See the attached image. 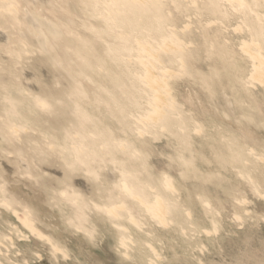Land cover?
<instances>
[{
	"label": "rangeland",
	"instance_id": "1",
	"mask_svg": "<svg viewBox=\"0 0 264 264\" xmlns=\"http://www.w3.org/2000/svg\"><path fill=\"white\" fill-rule=\"evenodd\" d=\"M223 1L160 0L158 33L116 31L135 41L122 62L131 78L149 67L158 82L144 89L143 103L152 105L131 114L132 132H121L111 114L119 95H104L114 87L107 72L121 69L109 56L119 45L95 36L106 30L100 16L83 12L79 0H40L36 8L0 0L1 115L23 90L14 102L22 112L0 115V264H264V70L256 68L264 39L252 30L264 33V0L258 8ZM27 12L72 30L55 42L74 47L55 53L69 56L74 71L87 56L98 68L75 83L35 46ZM136 41L149 52L139 55ZM81 42L87 56L73 53ZM74 87L78 96L62 93ZM33 90L37 99L28 102ZM157 97L159 108L174 110L175 136L159 125ZM44 98L58 108L75 103L97 120L80 133L70 112L46 113ZM96 124L120 148L101 146Z\"/></svg>",
	"mask_w": 264,
	"mask_h": 264
},
{
	"label": "bare ground",
	"instance_id": "2",
	"mask_svg": "<svg viewBox=\"0 0 264 264\" xmlns=\"http://www.w3.org/2000/svg\"><path fill=\"white\" fill-rule=\"evenodd\" d=\"M22 1L30 8H36L37 5L40 3L39 2L40 0H22ZM159 2H160V0H79L80 7L83 9V12L91 11V12L96 13L97 15L100 16V18L102 19V23L106 26V30L104 32L96 31L95 32V36L96 37L103 36V37L109 38L112 41L117 42L118 45H119V46L109 50V56L120 65L119 68H121V69L117 70L118 72H112L111 71V73H110V70H109V72H107V77L110 78V80L112 81L111 83H114V87L112 86L113 90L112 91L109 90V92H108V90L106 91V89H105L104 95L106 96V98L111 97L115 93H116V95H119L117 97L115 95L111 97L112 98V102L111 103H113L112 107L114 106L112 109L115 112L112 111L109 108L111 106H109L108 108L112 111L111 114L115 115V117H113V115H112V119L117 117L116 119L118 121L116 119H115V121L119 122V126L121 127L122 131L120 129H118V130H120L121 132H124L125 130L127 132L128 131L132 132L133 127L131 128V125L133 123L131 124V122H130L131 114L134 113V112H137V110H140V111L141 110L144 111L145 109L147 110L146 107L148 106V104H149V106L152 105L151 103H143L144 98H145L144 97L145 94L147 92H149L148 90L144 91V89L149 88V90L151 92V91H153L151 88H154L156 85H158V82L153 80V78L151 76V73H150L149 67L146 68L147 70L143 73L144 76L143 77L140 76L142 78H139L137 80L136 79L134 80V79L131 78L132 74L129 71V69L126 68V66H125L126 65V63H125L126 59L124 60V58H126L125 56L127 54H129L133 50V46H134L135 41L129 42V40L127 38H125V37L119 38L121 36H119L116 33V31H120L119 29L124 30V33L126 32L128 36H132V35L136 34V32L137 33H141L143 31H149V30H152L153 32L159 31L160 26H161L160 25V19H157L160 16V14H159L160 13V4H159ZM223 2L227 3L228 0H225ZM231 2H232V0H231ZM261 2H262V0H252L253 7L258 8L262 4ZM214 3H215V1H214ZM8 8H6L7 11L5 9L6 17H8L10 22L11 21L14 22L13 20H14L15 12H13L14 10H13L12 7L10 9H8ZM249 11L251 12V10H249ZM57 12H58L57 10L56 11L53 10V14L54 15H56L55 13H57ZM6 17L4 15V18H6ZM44 18H46V17H44ZM44 18L41 16L40 13H32V12H27L26 13L25 24H26V26L28 27V29L30 31V35L34 39L35 46L37 48H39L40 52L49 55L53 59L54 63L57 64V66L59 68L62 67L63 69H65L67 71L69 70L70 74H72L71 76H72L74 82L75 83L76 82L79 83V79L85 78V75H86L87 71L88 72H92L95 68H98V66H99L98 64H100V62L98 60H96L97 58L96 59L93 58L95 61L98 62V64L96 62H94V65L96 64L94 66L93 64L90 63L91 61L88 62L86 60V58L88 57L87 56L88 53H86V51L88 49V44L85 43V42H81L82 44L79 45L81 48L80 47L75 48L76 50L74 49L73 53L75 55H77V54L78 55L79 54H85L87 57H84V60H83L82 64L77 66V68L80 71H78V69L74 71L75 68L73 69L72 68L73 66H71L70 63H69V62H71V58L69 56L66 55L64 59L63 58L61 59V57L58 55V53L57 54L55 53V51H57L58 49L60 51H62V53H65V52L67 53L69 49H72L74 47V46H70L71 47L70 48L69 46H66V44L63 43V41L67 42V41L64 40V38H63V41H62L61 45H60V43H56L55 42L59 38L60 35L61 36L64 35V37H66V35L67 36H71L72 35L71 34L72 30L69 29L64 23H61V22L57 23L56 22L57 20L56 21H51V20L44 19ZM257 19L258 18H256V20ZM257 23H258V20H257ZM141 25H142V27H141ZM260 28L261 27H257L256 28V26H254V25L252 26V30H253V33H254L255 37L262 41L264 39V33L262 31L263 29H260ZM155 30H157V31H155ZM161 31H162V29H161ZM5 38H8V37L6 36ZM2 40H3V38H2ZM69 42H71V41L69 40ZM140 42L141 41H139V43L137 42V45H138L137 47L139 48L138 49L139 55L141 53H144L145 49H146V52H149V51H147V48H145L143 44H140ZM141 43H143V42H141ZM251 44H252V42H251ZM168 46L169 47L167 49L170 48V45H168ZM172 47H173V52L174 51L177 52L176 50H178L177 49L178 46L175 47L176 50H174V45H172L171 48ZM63 49H65L64 52H63ZM163 49H165V48L163 47ZM175 52H174V54H175ZM251 53H253V52H251ZM60 55H62V54H60ZM63 55H65V54H63ZM170 55H169V58L167 57L165 59L166 56L164 57L165 61L166 60L172 61V58H170V57H175L176 54L174 56H170ZM259 56H261V55H259ZM56 57L58 58L59 61L55 59ZM150 58H152V57H150ZM141 59H142V57H141ZM256 60H257V57H256ZM261 60H263V59H261ZM122 62H124L125 65ZM129 63H131V62H129ZM142 63L143 62H141V63L138 62V64L140 66L141 65L144 66V64H142ZM257 64L259 66H256V68L259 69L258 71L262 72L264 69H262V70H260V69L264 66L263 65L264 61H261V62L259 61ZM127 65H128V63H127ZM76 71H78V72H76ZM114 71H116V70H114ZM258 74H260V72H258ZM259 79H262V78H259ZM258 81L260 82V80H258ZM77 85H79V84H77ZM77 87H79V86H77ZM80 87H81V85H80ZM100 89H101V87H100ZM100 89L98 91L103 93V91L100 90ZM154 89H156V88H154ZM79 90H81V89L77 90L74 87L72 90L70 89L68 91V93H67V91L62 92V93L64 95L67 94L68 97L75 96V95L78 96L77 93L79 92ZM95 90H96V88H95ZM100 92H98V93L100 94ZM157 92L158 91H156V94H158ZM18 93H21V97H22L23 90L17 89V90L14 91V94H15V96L13 95L14 98H10L9 99L11 101L10 109L7 110V111H3L2 115L7 116V117H12V116H16L17 113H21L22 112V111H18L17 110V106L14 103V102H17L15 100V98H16V95ZM93 94H95V92ZM83 95L86 96V94H83ZM67 96H63V98H66ZM93 96H95V95H93ZM96 96H97V94H96ZM105 96H103V97H105ZM97 97H95V98H97ZM100 97H99V99L102 100L103 97L102 98H100ZM63 98H60L59 100H61ZM35 99H37V97L35 96V92L33 90L30 93V97L27 98V101L31 102L32 100H35ZM44 99H46L45 101L48 103V106H49V109L46 111V113H48L49 115H52V113L53 114H61V116H62L66 112H70L71 115H73V117L76 120L77 126H75L74 128H76V130L78 132H80V133L88 132L89 131V127L88 126L94 124V122H95L94 120H97V119L93 118V121H92V116H94V115L92 113H86L83 108H81L79 105H76L75 103H73V104L68 103V105L65 103L66 105H64L61 108H58L55 105V103L53 105L52 102H49V98H44ZM50 100H52V99L50 98ZM87 100H89V98H87ZM101 100H98V98H97V102H99V101L102 102ZM89 101L92 102L91 100H89ZM94 101H95V99L93 100V102ZM160 104H161V99H159L158 97H157V99L155 98L154 105L156 107H155L154 112L156 110L158 112L157 113L158 114L157 117H158V121L160 122L159 125H160L162 130H165L166 132H169V133L172 132V134L175 136L176 132L178 133V129L181 128V127H180V123L178 121H176V122L174 121L175 120L173 118L174 117V112H173L174 110H173V108H165V109L162 108L161 109V108H159ZM95 107H97V106H95ZM97 109H98V107H97ZM109 109H105V110H109ZM28 111L33 112L32 111V107ZM98 114H101V113H98ZM111 114L110 113L107 114V112H106V115H108V116L111 115ZM63 117H64V115H63ZM149 117H150V114H149V116H147V118H145V120L147 121V122L144 123L145 126L148 125V122H151ZM86 124H87V126H86ZM96 126L98 128H95ZM95 129H96V131L99 130V132H96V131H94V132L100 135V145L101 146L107 148V150H109V152H111V153L115 151V148L117 146H118V148H120V146H121V142H119L121 140L120 138H119L120 140H117L115 138V136H113L114 134L111 135V134H109L107 132H104L103 130H101V127L98 124H96L94 126V130ZM97 134H95V135L97 136V140H98L99 136ZM87 142H88V140L84 141L85 146H86ZM115 142L117 143V145L114 144ZM127 153L130 154V151H128ZM71 158L73 159V161H72L73 164L72 165L69 164V165H70V167L73 168L78 157L75 154H73ZM130 181L133 182L134 184L139 183L135 172L134 173L131 172ZM77 221L80 222L81 219L78 218Z\"/></svg>",
	"mask_w": 264,
	"mask_h": 264
}]
</instances>
